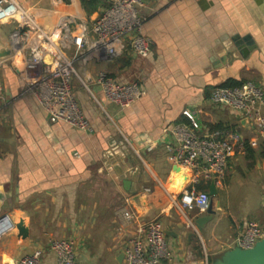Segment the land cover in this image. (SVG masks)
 <instances>
[{"label": "crops", "instance_id": "1", "mask_svg": "<svg viewBox=\"0 0 264 264\" xmlns=\"http://www.w3.org/2000/svg\"><path fill=\"white\" fill-rule=\"evenodd\" d=\"M11 1L27 20L0 23V48L13 53L0 61V217L8 216L13 224L0 237V264H18L36 252L39 264H56L49 248L56 239L73 243L78 263L124 264L119 257L135 232L134 223L122 225L124 210L140 222L157 220L167 232L169 259L162 264H212L214 256L233 248L248 223L264 229L263 213L243 225L230 220L225 235L216 233L213 220L198 232L194 220L205 213L180 207L181 195L190 187L181 180L187 171L167 161L175 142L164 132L185 122L181 113L187 110L203 131L251 137L252 128L237 112L212 104L209 97L212 89L231 81L250 82L264 91V0H141L142 35L150 43L146 59L126 45L113 58L93 50L92 23L107 8L104 3L115 0H101L103 5L90 14L79 0L69 5ZM83 31L86 42L79 46L75 40ZM247 36L252 47L242 49L243 57L210 68L213 53L223 48L221 39ZM51 49L73 60L83 80L73 79L72 91L90 133L51 123L25 93L29 74L24 62L35 50ZM85 73L91 84L84 81ZM101 73L119 84H137L142 97L124 109L107 101L96 84ZM260 145L264 140L252 149L251 159L245 151L228 161L223 179L215 184L213 216L224 214L221 199L231 177L244 169L258 171L264 208Z\"/></svg>", "mask_w": 264, "mask_h": 264}, {"label": "built area", "instance_id": "2", "mask_svg": "<svg viewBox=\"0 0 264 264\" xmlns=\"http://www.w3.org/2000/svg\"><path fill=\"white\" fill-rule=\"evenodd\" d=\"M141 6V0H115L105 9L91 26V32L95 36L93 50L99 54L104 53L107 58H113L126 45L136 57L146 59L150 53V43L142 35L143 18L139 13ZM18 13L23 14L11 0H0V23L18 22L15 16ZM43 38L49 43L45 34ZM84 42L85 31L76 40L79 46ZM23 66L29 74L25 93L33 96L51 123H63L83 133L92 131L72 91L73 79L83 83L73 60L65 58L56 50H35ZM96 84L100 86L107 101L122 109L130 107L143 95L137 84H119L103 73L99 74ZM209 100L214 105L237 112L250 125L252 132L251 137L246 139L238 132L203 131L193 114L187 110L181 113L185 122L164 130L175 142L167 161L172 166L187 171L182 176V182L190 187L184 189L179 205L183 210H196L199 214L206 213L210 196L209 187L201 190L197 185L211 182L219 184L230 159L243 154L247 147L257 148L259 142L264 140V117L261 114L264 91L261 88L250 82L237 87L219 86L212 89ZM121 215L124 227L133 223L135 225L134 234L125 241L122 249L124 264H162L169 259L164 230L157 220L140 222L128 210L122 211ZM12 229L13 224L8 216L0 217V237ZM263 237L264 229L250 222L235 239L233 247L249 249ZM49 248L56 257V264H81L76 261L71 241L51 240ZM40 257V252H36L24 257L18 264H39Z\"/></svg>", "mask_w": 264, "mask_h": 264}, {"label": "water", "instance_id": "3", "mask_svg": "<svg viewBox=\"0 0 264 264\" xmlns=\"http://www.w3.org/2000/svg\"><path fill=\"white\" fill-rule=\"evenodd\" d=\"M219 43L223 48H218L213 53V59L210 63L211 69L222 67L227 61L231 62L232 59L243 57L244 54L242 49L247 47L251 50L252 47L248 36L238 40L233 38L230 42H225L221 39ZM12 54L11 48H0V61L9 58ZM83 78L87 84L92 83V79L88 73H85ZM123 184L125 188L129 187V183L127 181ZM208 194L210 196V204L207 207L205 215L199 216L194 220L195 227L198 232L203 230V227L212 220L214 215L212 199L217 194L214 182L209 184ZM19 228H21V226ZM165 234H167V232H165ZM122 257L123 254H121L119 258L122 259ZM212 264H264V237L256 242L252 248L243 249L235 246L229 250H225L213 257Z\"/></svg>", "mask_w": 264, "mask_h": 264}, {"label": "rangeland", "instance_id": "4", "mask_svg": "<svg viewBox=\"0 0 264 264\" xmlns=\"http://www.w3.org/2000/svg\"><path fill=\"white\" fill-rule=\"evenodd\" d=\"M242 172L231 177L225 197L221 199L224 214H217L212 218L213 224L215 223V231L219 235H225L230 220L243 225L245 222L248 223L259 218L264 213L263 194L260 188L261 177L258 171L250 174L247 173V169H244Z\"/></svg>", "mask_w": 264, "mask_h": 264}, {"label": "trees", "instance_id": "5", "mask_svg": "<svg viewBox=\"0 0 264 264\" xmlns=\"http://www.w3.org/2000/svg\"><path fill=\"white\" fill-rule=\"evenodd\" d=\"M61 1L67 5H69L71 3V0H61ZM79 2H80L82 9L87 14H90L91 12L96 11L100 5H103L101 0H79ZM104 5H106L107 8H109L111 6L107 3H104ZM241 84L242 83H240V82L231 81V82H227V83L223 84L221 87H237V86H240ZM258 151H259V155L263 156L264 155V146L260 145ZM246 152H247L246 153L247 158H249V159H251L255 154L254 150H252L249 147L246 148ZM208 187H209V185H206V186H204L202 184L197 185V188H199L201 190L207 189Z\"/></svg>", "mask_w": 264, "mask_h": 264}, {"label": "bare ground", "instance_id": "6", "mask_svg": "<svg viewBox=\"0 0 264 264\" xmlns=\"http://www.w3.org/2000/svg\"><path fill=\"white\" fill-rule=\"evenodd\" d=\"M15 16H16V18L19 19L21 22H24V21L26 22V20H27V18L24 19L25 16H24V14H22V13H18V14H16ZM47 60H48V59H47ZM180 176H182V175H180ZM180 178H181V177H180ZM176 180H177V179H176ZM181 180H182V179H181ZM173 182H175V179L173 180ZM175 183H176V185H177L178 187H180L179 180H177Z\"/></svg>", "mask_w": 264, "mask_h": 264}]
</instances>
